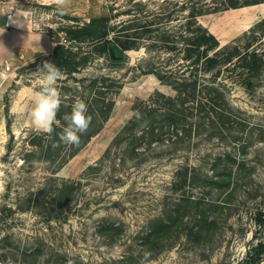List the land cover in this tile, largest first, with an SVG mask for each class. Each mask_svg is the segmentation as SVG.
I'll return each mask as SVG.
<instances>
[{
	"label": "rangeland",
	"instance_id": "obj_1",
	"mask_svg": "<svg viewBox=\"0 0 264 264\" xmlns=\"http://www.w3.org/2000/svg\"><path fill=\"white\" fill-rule=\"evenodd\" d=\"M183 2L70 0L68 6L60 8L55 0H2V15L14 11L26 13L36 29L69 43L67 30L71 26L83 25L95 16L106 14L111 24L136 18L140 25L147 21H157L155 25L159 27L172 25L177 33L186 13ZM238 8L230 15L232 8L207 13L199 19L216 33L222 45L242 38L244 43L248 40L245 33L264 18V2ZM256 35L255 47L264 49V25L257 28ZM178 46L183 47L181 41ZM178 50L170 52L156 47L147 52L142 47L130 50L128 60L117 68L98 60L84 71L110 72L122 78L124 85L102 130L57 172L27 144L29 131L35 129L30 113L35 93L40 89V77L35 71L43 62H35L36 58L19 65L11 63L12 69L0 92V264H21L22 253L38 246L45 250L43 253L49 252L39 257L38 264H52L48 260L56 252L88 264L122 258L129 264H138L144 256L141 236L149 229L150 220L166 209H174L185 191L201 198L203 204L199 205L200 209L196 203L190 204L189 214L175 228L173 236L165 240L161 252L150 258L149 264H239L250 256L251 248L264 236L261 231L264 221L262 227L256 223L258 212L264 211V69L249 88L229 79V99L239 118L221 137L209 139L195 135L194 142L181 152H167L166 147L158 146L142 158L125 162L123 152L117 148L104 157L114 137L132 117L138 100L158 90L174 93L155 73H142L149 67L144 59L151 56L157 69L182 71L179 65L183 52ZM8 122L15 133L10 153H7ZM225 151L235 153L244 167L241 172L235 170L237 190L224 204L221 201L225 193L213 185L197 181L178 191L171 187L181 164L193 165L196 175L204 177L211 174L216 156ZM63 180L76 184L63 213L49 218L40 207H27L29 196L33 200L42 188L51 194L53 185ZM219 202L221 206L216 205ZM20 205H25V210ZM198 212L215 216L217 221L209 234L200 238L193 233ZM106 224L119 227L113 236L104 230ZM256 263L264 264V253Z\"/></svg>",
	"mask_w": 264,
	"mask_h": 264
},
{
	"label": "trees",
	"instance_id": "obj_2",
	"mask_svg": "<svg viewBox=\"0 0 264 264\" xmlns=\"http://www.w3.org/2000/svg\"><path fill=\"white\" fill-rule=\"evenodd\" d=\"M262 2L264 0H213L212 2L184 0L183 10L186 13L177 33L173 31L172 25L159 27L155 25L157 21H147L148 23L140 25L135 22L136 18L111 24V18L106 14L95 16L83 25L71 26L67 30L69 43L56 40L52 36L56 43L53 51L40 55L35 62L49 61L62 70L63 77L57 83L62 104L57 114V121L53 125L54 132L47 135L36 129L30 130L27 144L40 153L55 170L54 172L63 167L102 130L114 111L116 97L124 85L122 78L110 72L84 73V71L98 60H102L101 63L104 65L117 68L128 60L130 50H139L142 47H145L147 52L156 47L170 52L179 49L178 51L183 52L179 65L182 71L157 69L151 56L144 59L149 67L142 73H155L163 83L172 87L174 93L168 94L158 90L148 98L138 100L134 105L132 117L114 137L104 157L110 156L117 148L123 152L125 156L123 162H125L128 159L142 158V155L157 149L158 146L166 147L167 152H181L194 142L195 135H205L209 139L215 136L221 137L226 130L231 129V125L237 123L239 118L236 108L229 99V79L241 82L249 88L254 85V77L264 69V49L255 47L256 31L257 28L263 27L264 18L245 33L244 38L247 36V41L242 43V38L240 41L225 45L221 44L219 38L199 18L207 13ZM0 26H6V15L0 16ZM179 41L183 47L178 46ZM77 99L87 104L88 115L92 117V122L87 132L81 135L79 146H66L59 140V134L66 126L64 115L71 112V106ZM136 114H139V119L136 118ZM7 125L10 134L7 153H10L15 141V133L11 129L10 122ZM31 153L25 155L29 157ZM243 164L237 161L235 153L225 151L216 156L211 174L202 177L201 174L196 175L194 172L196 167L184 163L176 169L171 187L178 191L187 183L197 181L205 185H213L217 190L225 193L221 201L224 204L236 193L234 184L237 180L236 177L234 179V172L235 170L241 172ZM75 188L74 181L65 180L58 185L54 184L50 190L51 194L47 193L46 188H42L34 194L33 200L32 196H29L27 207H40L42 212L51 218L56 213L64 212V206L72 200ZM202 201L201 198L188 195L185 191L180 200L176 201L174 209H166L162 214L151 219L149 229L141 236L142 251L150 252V258L160 253L165 240L173 236L175 228L189 214L187 211H190V204L196 203L197 208L200 209L199 205L203 204ZM221 202L216 205L221 206ZM25 205L22 207L20 205V208L25 210ZM186 205L187 208H184ZM195 216L197 218V225L193 228L195 236L200 238L209 234V230L217 222L216 217L205 212H198ZM263 221L264 211L261 209L256 217V223L261 225ZM103 227L110 236H113L115 230L119 228L115 224H106ZM261 231L264 233V227ZM116 234L118 235V232ZM30 249L32 250L26 249L22 253L21 264H38L40 256L49 255L48 251L43 253L45 250L39 246ZM263 253L264 236L260 237L251 248L250 256L239 264H257L256 261L261 260ZM51 256L48 261L52 264H88L82 259L68 258L59 252L52 253ZM128 257L132 258V255ZM125 261L126 258L112 261L104 259L94 264H129Z\"/></svg>",
	"mask_w": 264,
	"mask_h": 264
},
{
	"label": "clouds",
	"instance_id": "obj_3",
	"mask_svg": "<svg viewBox=\"0 0 264 264\" xmlns=\"http://www.w3.org/2000/svg\"><path fill=\"white\" fill-rule=\"evenodd\" d=\"M57 7L64 8L70 0H55ZM20 26V24H18ZM2 34V33H0ZM40 77V89L35 93V104L30 113L32 126L47 135L54 132L53 125L61 108L62 97L57 82L63 77L62 70L54 63L44 61L35 71ZM139 119V114H136ZM66 126L59 134V140L66 146H79L81 135L89 129L92 117L88 115L87 104L77 99L71 106V112L63 117ZM150 252H145L140 264H149Z\"/></svg>",
	"mask_w": 264,
	"mask_h": 264
},
{
	"label": "crops",
	"instance_id": "obj_4",
	"mask_svg": "<svg viewBox=\"0 0 264 264\" xmlns=\"http://www.w3.org/2000/svg\"><path fill=\"white\" fill-rule=\"evenodd\" d=\"M2 7V0H0V16L2 15ZM237 9L239 10V8H232V12L228 15L236 12ZM212 32L216 35L214 31ZM0 33H2L0 34L1 92L10 73V71L5 70L7 63L19 65L35 60L40 55L51 53L56 43L49 32L36 29L33 19L26 13L19 11L6 14V26H0Z\"/></svg>",
	"mask_w": 264,
	"mask_h": 264
},
{
	"label": "built area",
	"instance_id": "obj_5",
	"mask_svg": "<svg viewBox=\"0 0 264 264\" xmlns=\"http://www.w3.org/2000/svg\"><path fill=\"white\" fill-rule=\"evenodd\" d=\"M12 69V65H11V63H7L6 65H5V70L6 71H10Z\"/></svg>",
	"mask_w": 264,
	"mask_h": 264
},
{
	"label": "bare ground",
	"instance_id": "obj_6",
	"mask_svg": "<svg viewBox=\"0 0 264 264\" xmlns=\"http://www.w3.org/2000/svg\"><path fill=\"white\" fill-rule=\"evenodd\" d=\"M237 15V14H236ZM249 17H247V19H248ZM248 22V21H247ZM217 28V27H216ZM221 33V32H220Z\"/></svg>",
	"mask_w": 264,
	"mask_h": 264
}]
</instances>
